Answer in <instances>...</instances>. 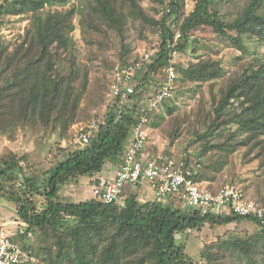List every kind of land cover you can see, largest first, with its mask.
<instances>
[{"label": "trees", "instance_id": "obj_1", "mask_svg": "<svg viewBox=\"0 0 264 264\" xmlns=\"http://www.w3.org/2000/svg\"><path fill=\"white\" fill-rule=\"evenodd\" d=\"M145 2L152 13L140 0H4L0 4L2 139L12 141L21 130L36 128L45 134L59 131L65 137L87 117L92 101L85 97L90 72L77 55L76 30L88 45L89 61H98L108 49L116 59L114 65H105L111 69L107 92L92 101L96 109L105 106L106 112L96 120L98 130L88 145L61 147L63 158L40 173L24 169L22 163L28 156L0 150V198L15 205L23 230L13 240L19 239L20 246L36 258L31 264H264V225L255 217L202 214L171 196L146 201L141 194L146 191L134 185L125 187V199L119 202L106 204L93 195L106 168L119 170L123 165L140 107L159 92L171 66L177 73L175 89L153 114L150 127L164 124L167 114L163 110L175 116L176 91L188 88L194 96L202 93L188 131L190 145H199V150L177 156L189 167L201 164L197 181L204 185L214 172L208 178L216 184V174L241 148L246 149L245 158L250 162L261 159L259 166L264 167V53L247 45L256 41L264 47V0ZM11 17L26 25L23 33L19 28L15 38L7 40L1 33L11 24ZM133 28L140 40H146V32L160 34L159 50L151 61L141 62L133 55L128 34ZM208 31L240 52L233 59L234 71L226 70L221 59H213L216 45L204 43L201 34ZM188 52L197 62L178 64L176 59ZM138 62L142 67L134 76L135 94L122 107L119 99L108 97L113 71L117 65ZM183 123H172L170 146L180 137ZM85 176L92 197L78 202L60 197L61 186L80 184ZM240 219L256 224L257 232L246 236L228 233L206 244L200 259L189 256L186 241H179V236L193 231L201 234L206 227L218 232Z\"/></svg>", "mask_w": 264, "mask_h": 264}, {"label": "rangeland", "instance_id": "obj_2", "mask_svg": "<svg viewBox=\"0 0 264 264\" xmlns=\"http://www.w3.org/2000/svg\"><path fill=\"white\" fill-rule=\"evenodd\" d=\"M3 1L4 0H0V4ZM140 1L145 9L152 13V8L150 7V5L145 2V0ZM9 22H11V24H9L8 27L2 30L1 36H3L7 40H12L15 38V35H17L19 28H21L20 33L24 32L26 22H21L18 17L9 18ZM128 34L129 41L133 48V55H135V57H139L140 60L141 55L145 52L147 54H155V52H158V47L160 45L159 33L146 32V40H140L138 38L139 33L137 32V29H131ZM201 34L203 35L202 39L204 43L206 42L211 43V45H216L214 46L216 52L212 54L213 59H221L226 70L234 71L235 64L233 59L241 55L240 52L233 48L226 47L223 42L219 41L212 34L211 31ZM74 36L77 40L76 49L79 60L87 63L90 72V85L85 97L89 96L93 101V98L96 95L102 96V93L104 91L107 92L106 88L108 89L107 86L111 75V69H109L108 71L105 65H114L116 60L115 54L112 49H106L107 51H104L102 54H100L101 56H99L100 58L98 59V61L96 60L97 58H93L92 61H89L88 45L83 42L79 29L76 30ZM247 45L252 51L256 50L257 52L264 53V47H262L261 44L259 45L256 41H248ZM97 48L98 47L95 46L93 50L96 51ZM190 52H188L187 56L185 57L177 58L176 62L180 65H183L184 63L188 65L191 62L196 63V57ZM250 57L251 55L245 56V58L247 59ZM183 86L181 85L180 89H182ZM203 86L205 88H208L207 85ZM201 96L202 93L199 92L194 96V94L189 91L188 88H186L182 93H177V91L175 92L173 98H175V104L178 107V109L175 111V116L169 117L167 111L164 112L163 110L162 113L167 114V118L164 124H162L160 128L156 129L150 127V139L155 144L151 145L150 147V151L152 154H160L155 155L156 157L162 156L171 158L180 156L179 154H182L190 149L193 152H197L199 150V145H190L192 136L188 131L194 123V118H196L197 111L195 110V108H198V101ZM89 101L91 105L89 107V114L87 115V117L74 124L65 137L59 135V131L53 132L51 134H45L44 131L40 128H36L33 131L28 130L27 132L21 130L12 141L2 139L0 137V150L3 153L11 151L18 154V156H28V161L22 163V166L24 167V169H26L27 173H40L42 171L50 169L57 161H59V159L63 158L59 151L61 147H69L71 149L75 148L76 144L74 140L76 136L77 126L87 125L90 122L96 121L104 116L106 107L103 106V108L101 107L99 109H96L92 105V101ZM83 105H85V107L88 106L87 101L84 100ZM180 121L185 122L183 123V131L180 134V137L177 138L174 142V145L170 146V131L171 127L173 126L172 123H177ZM186 153L187 152H185L184 154ZM245 153L246 149L241 148L237 152V154H235L231 158L229 165L225 167L221 173L216 174V177L218 179L216 184L210 181V178L214 175V172L208 174V177H211L205 178L206 182L204 181V186L208 187L212 185L217 190V188H220L226 184L235 185L243 191V193L249 200L260 203L264 207V167L259 166L261 163V159L259 161L254 160L253 162H250L248 160L249 158H245ZM111 164L112 163H109L108 165ZM84 192H86L87 194H85ZM146 192H150L149 195H146L145 192L141 193L144 196V200L149 201L151 199H154L151 193L152 191L149 190ZM59 195L63 200L74 202L92 197V187L89 182V177H83L80 184L72 185L71 187L66 185L61 186ZM0 204L5 205L6 212L7 210H10L12 208L15 211L14 215L17 213L16 207L12 202L0 198ZM14 219H16L15 222H19V217ZM4 228L10 232L16 231L17 233H19L22 227L19 225V223H12L9 224L8 227L4 226ZM257 230L258 229L256 224L251 223L245 219H240L238 222L218 232L212 228L206 227L201 234L195 233L196 231H193V233H191V235L189 236H179V241H186L187 254L197 260L200 259V252L206 244H210L212 241H216L219 238H225L224 236L226 234L228 235V233L246 236L255 234ZM14 240H16V242L20 245L19 239L15 238ZM31 241L34 244L35 238L32 237Z\"/></svg>", "mask_w": 264, "mask_h": 264}, {"label": "built area", "instance_id": "obj_3", "mask_svg": "<svg viewBox=\"0 0 264 264\" xmlns=\"http://www.w3.org/2000/svg\"><path fill=\"white\" fill-rule=\"evenodd\" d=\"M180 37L181 35L178 34L177 39ZM155 54L145 52L141 55L140 61H151ZM141 67L140 62L130 66L117 65L113 71L108 97L111 100L119 99L122 107L131 102L135 94L134 76ZM166 72L167 80L159 92L140 107L139 122L134 128L131 145L124 157L123 165L115 176H102L99 184L93 188V195L102 202L110 204L125 199L124 189L127 185L140 186L145 191H152L154 197L160 200L169 196L180 199L189 208L200 209L202 214L233 213L244 218L255 217L264 225V207L249 200L237 186L226 184L217 192H212L199 183L196 177L200 172L201 164L189 167L185 160L178 157L157 156L150 159L146 155L153 114L172 96L175 89L177 77L175 67L171 66ZM97 130L96 121L77 126L75 144L80 147L88 145ZM20 232L22 233L23 230L21 229ZM14 235L4 227H0V264L35 263L36 258L13 240ZM29 237H33L31 233Z\"/></svg>", "mask_w": 264, "mask_h": 264}, {"label": "crops", "instance_id": "obj_4", "mask_svg": "<svg viewBox=\"0 0 264 264\" xmlns=\"http://www.w3.org/2000/svg\"><path fill=\"white\" fill-rule=\"evenodd\" d=\"M151 145H155V144L150 139V141H149V143L147 145L148 146V149H147L146 155L148 156V158L153 159V158L156 157L155 155H160V154H157V153L156 154H152L151 151H150ZM117 170H118V167L109 166L101 174V176H104V177H113L117 173ZM84 193L87 194L86 192H84ZM145 193H146V195L147 194L149 195L150 192H145ZM152 196L154 197L153 193H152ZM14 213H15V211L12 208L10 210H7V212H6L5 205L4 204H0V215H1L0 216V227H4V226L8 227L9 224H12V223L18 224L17 222H15L16 219H14V218H17L18 215H17V213L14 215ZM11 233L15 234L14 237L18 234L16 231H13Z\"/></svg>", "mask_w": 264, "mask_h": 264}]
</instances>
